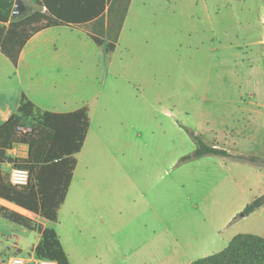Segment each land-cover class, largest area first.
<instances>
[{"label":"rangeland","instance_id":"374dc122","mask_svg":"<svg viewBox=\"0 0 264 264\" xmlns=\"http://www.w3.org/2000/svg\"><path fill=\"white\" fill-rule=\"evenodd\" d=\"M192 133L264 157V0L133 4L119 48L104 57V116L94 119L81 155L76 194L83 188L104 208V176L123 175L120 162L136 161L134 175L164 179L173 230L198 232L187 244L190 256L217 253L239 233L264 237V206L241 215L264 193V166L215 155L181 161L195 151ZM25 215L42 225L41 216ZM75 236L84 262L86 253L89 263L104 264V242L96 247L85 232ZM37 237L20 228L26 254ZM22 252L14 241L0 264Z\"/></svg>","mask_w":264,"mask_h":264},{"label":"crops","instance_id":"0c3cea01","mask_svg":"<svg viewBox=\"0 0 264 264\" xmlns=\"http://www.w3.org/2000/svg\"><path fill=\"white\" fill-rule=\"evenodd\" d=\"M20 1L25 8L20 17L28 15V10L30 14L32 10L47 9L41 6L42 0ZM136 1L55 0L54 8L59 10L64 24L36 32L24 46L17 66L0 50V126L18 112L23 94L43 110L65 113L86 107L88 111L90 126L83 148L76 154V168L58 221L43 217L40 220L44 228L56 230L71 264H93L86 253L83 261V253L77 250L81 244L74 241L75 235L83 232L96 247L104 242V264H190L198 259L187 250V244L198 240V232L190 227L173 230L171 203L167 206L163 198L167 197L166 183L163 178L134 175L136 170L132 169H139L140 162H120L126 169L123 175L104 176V208L94 206L83 188L79 194L75 192V184L77 187L82 184L78 180L80 158L90 139L94 119L104 116V57L119 48ZM91 35L116 47L107 51ZM15 146L26 149L25 144ZM22 156L27 157V151ZM10 170L9 160L2 166L7 179ZM229 178L235 183L237 177L233 174ZM0 206L35 214L3 198ZM22 227L25 226L0 215V254L18 241L23 250L20 254L28 259V264H33L29 256H35V251L26 254L29 249L20 244ZM31 231L38 235L33 244L37 246L42 234ZM84 246L87 248L89 243ZM174 250L177 253L172 255Z\"/></svg>","mask_w":264,"mask_h":264},{"label":"trees","instance_id":"16d2710c","mask_svg":"<svg viewBox=\"0 0 264 264\" xmlns=\"http://www.w3.org/2000/svg\"><path fill=\"white\" fill-rule=\"evenodd\" d=\"M54 1L42 0L41 6L46 7V11L32 10L26 16L13 18L16 0H0V50L15 66L24 46L36 32L64 24L59 10L54 8ZM91 36L107 51L116 47L112 42ZM89 126L86 107L65 113L43 110L23 94L18 112L0 126V198L57 222L76 168V154L83 148ZM192 137L195 151L184 155L181 161L215 155L264 166V157L260 155L231 152L208 143L197 133H192ZM18 144L29 146L28 156L12 159L8 152ZM9 160L30 172L29 185L14 186L3 175L2 166ZM262 206L264 193L248 203L241 215H249ZM0 215L42 234L35 247L37 257L71 264L54 228L36 225L25 214L4 206H0ZM190 264H264V237L253 233L236 234L223 250L193 260Z\"/></svg>","mask_w":264,"mask_h":264},{"label":"built area","instance_id":"2783aa9c","mask_svg":"<svg viewBox=\"0 0 264 264\" xmlns=\"http://www.w3.org/2000/svg\"><path fill=\"white\" fill-rule=\"evenodd\" d=\"M15 149L11 150V158H19L23 157L20 146H15ZM27 154L29 152V146L26 145ZM11 162V170L8 175V181L17 187H24L29 185L30 183V172L26 169L19 168L15 165V162L13 160H10ZM34 263L35 264H59L57 260H53L50 258H39L36 256H33ZM7 264H28V259L24 257L22 254H15L11 256L8 259Z\"/></svg>","mask_w":264,"mask_h":264},{"label":"water","instance_id":"95a60500","mask_svg":"<svg viewBox=\"0 0 264 264\" xmlns=\"http://www.w3.org/2000/svg\"><path fill=\"white\" fill-rule=\"evenodd\" d=\"M24 11H25V8L21 4V1L16 0L15 5H14V9H13V13H12V17L13 18H19L21 15L24 14Z\"/></svg>","mask_w":264,"mask_h":264}]
</instances>
